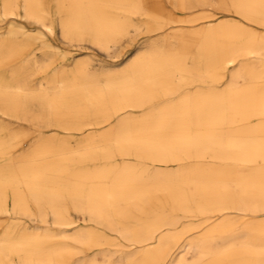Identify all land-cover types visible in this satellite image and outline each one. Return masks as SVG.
<instances>
[{
  "label": "bare ground",
  "instance_id": "obj_1",
  "mask_svg": "<svg viewBox=\"0 0 264 264\" xmlns=\"http://www.w3.org/2000/svg\"><path fill=\"white\" fill-rule=\"evenodd\" d=\"M105 2L106 0H80L75 7L74 4H68L70 6L62 10L63 16L58 18L62 36L72 40H81L85 36L108 54L109 48L116 47V36L125 34L129 24L114 17L106 9ZM43 4V0H27L24 3L26 11L23 17L31 24L49 28L45 24L46 12L42 9ZM192 4H207V0H193ZM225 4L229 10L243 17V20L256 23L257 27H247L240 21L232 20L216 24L208 21L206 26L180 33L174 48H156L138 54L132 52L134 54L126 57L128 59L125 58V65L121 68L104 70L99 75L103 80L101 87H93L91 91H87L82 85L83 81L77 82L76 79L79 81L84 77L83 70L77 69V75L69 85L72 87L70 92L78 91L81 94L79 98L66 99V92L61 90L62 86H52V90L48 92L30 93L29 96L37 104L38 110L31 115L24 112L21 105L26 97L22 90L28 87L25 78L0 70V113L10 116H37L44 119L45 123L52 124L58 123L55 119L63 121L67 118L73 119L71 122H78L88 117L106 118L126 107L140 108V112L129 117V123L124 127L126 129H122L116 138H112L113 143L97 144L94 148L133 150L135 144L141 143L145 146L139 147V150H142L146 158L159 161L188 158L194 162L189 170L166 175L163 184H148L144 192L147 197L160 196L178 210L196 212L201 210L200 207L189 206V200L193 194L198 193L217 212L223 210L220 208L223 203H229V208L263 212L264 87L261 90L245 89L240 81L264 79V73L242 66L247 59L252 58L264 68V0H225ZM12 7L11 0H3L0 17L16 15L17 12ZM19 28L20 34L28 37L23 26ZM258 28H262L259 33ZM35 32L34 39L42 36L39 27L35 28ZM15 33L17 32L12 29L8 31L9 35ZM162 44L169 45L166 42L158 45ZM9 45V41L0 40V54L7 53ZM49 45L47 44L48 47ZM256 46H260L259 54H256ZM41 64H38L40 69H44V63ZM236 65L240 70L231 75L232 81L223 90L210 89L206 94L197 95L190 88H186L203 78L217 79L219 76L216 72L221 67ZM62 73L61 67L55 66L53 72L47 76L49 84L61 82ZM174 86L185 90L184 96L177 100L170 98L171 94L178 91ZM105 90L110 91L109 95L104 94ZM158 99L167 102L162 109L156 108L154 104ZM109 129L106 128L105 132ZM106 140L101 137L96 143ZM51 149L45 147L33 158L44 159L51 156ZM43 162L41 165L45 166L42 168L35 161L28 162L29 167L26 166L27 163H22L20 171L15 173L19 182L27 178L37 191L40 187L38 178L50 179L53 175L56 177L55 186L48 190L42 198L43 201L38 196L33 197L31 205L34 212L44 215L46 210H50L61 220L64 199L79 198L77 206L83 212L91 214L94 222L105 223L104 228L112 229L117 215L126 212L122 209L126 205L136 204L138 197L133 193V184L138 176L135 177L129 171L116 174L109 180V170L96 168L94 172H79L70 181L66 178L64 168L69 162L67 156L60 154L55 160ZM9 178L0 177V213L8 211L4 192L10 188L9 181L13 176ZM86 179L93 180L87 183L84 182ZM119 187L122 190H118ZM18 198L13 213H26L27 209L31 210L24 195H19ZM162 207L163 205L160 206ZM161 224L160 219L147 221L145 237L135 234L133 227L129 235L126 231L120 234L121 238L129 237L133 245L143 243L140 260L136 264H158L167 257L165 245L168 233H161L153 243L149 241L153 231ZM233 224L224 215L218 220H212L201 239L221 238L233 228ZM244 226L249 232L247 238H229L215 250L200 247L195 260L191 262L185 261L181 253L177 254L173 264H264V222H248ZM5 235L6 239L0 240L4 245L2 247L11 246L13 249L10 251L23 253L20 264H51L62 260L65 251L63 249L40 254L43 246L41 235L25 236L27 240L24 245L29 250L22 248L21 237L14 239L8 231ZM71 239L81 242L77 235H72ZM98 253L101 256L100 261L90 260L81 264H107L103 252ZM5 262L7 263L0 257V263ZM125 264H129L128 260Z\"/></svg>",
  "mask_w": 264,
  "mask_h": 264
},
{
  "label": "rangeland",
  "instance_id": "obj_2",
  "mask_svg": "<svg viewBox=\"0 0 264 264\" xmlns=\"http://www.w3.org/2000/svg\"><path fill=\"white\" fill-rule=\"evenodd\" d=\"M2 1L0 0V10ZM26 1L11 0L12 9L17 14L0 17V40L10 42L7 53L0 54V70L25 78L28 87L22 90V93H26V97L21 105L24 112L30 115L38 111L37 104L29 96L30 93L48 92L52 90V86H62L61 90L66 92V99L79 98L81 94L78 91L70 92L72 87L69 85L77 75L75 73L77 69H82L84 72L82 80L76 79L77 82L83 81L82 85L87 91H91L93 87L97 89L101 87L103 80L99 75L104 70L121 68L128 59L126 57L134 53H146L156 48H174L177 46L180 33L191 32L206 26L208 21L216 24L220 21L232 20L240 21L247 27H257L256 23H249L231 9L229 10L225 0H207V4L203 5H193V0H106V9L114 17L121 18L129 24L128 31L123 35H117L114 39L116 47L109 48V53L106 54L103 48L92 44L91 39L85 36L81 40H72L61 34L58 18L63 16L62 10L67 9L71 4H74V7L77 6L80 0H43L42 9L46 12L45 24H48L49 28L31 24L24 19ZM56 8L60 13L55 12ZM47 11H50L49 14ZM161 21L166 23L163 24ZM162 24L163 27H161ZM20 26H23L25 35L28 37L20 34ZM36 27L42 31V36L38 39H34ZM262 28H258L257 33L261 32ZM10 29L17 33L9 35ZM161 42L169 45H158ZM47 44L51 46L48 47ZM255 51L259 54L260 46H256ZM41 62L44 63V69H40ZM55 66L61 67L63 80L50 85L47 76L53 72ZM242 66L264 73V68L252 58L247 59ZM239 68L237 65L221 67L216 72L219 78L213 80L203 78L186 88H190L197 95L206 94L210 89L223 90L225 85L232 81L231 75L237 73ZM240 83L245 89L261 90L264 87V79L257 81L248 79ZM174 88H178L177 94H171L170 98L177 100L184 96L183 88L179 89L178 86ZM109 92L105 90L104 94L109 95ZM154 104L156 108L162 109L167 102L158 99ZM141 110L126 107L106 118L88 117L78 122H71L73 119L67 118L63 121L55 119L58 123L52 124L45 123L44 119L37 116L20 114L10 116L0 113V177L13 176L9 181L10 188L4 192L5 207L8 211L0 213V240L6 239L7 231L11 232L10 237L14 239L21 237L22 248L29 250L30 248L24 245L27 240L25 236L27 234L41 235L43 238L41 255H45L49 250H65L62 260L51 262V264H81L90 260L98 262L101 259L98 253L100 251L107 258V264H125L127 260L129 264H136L140 260V248L143 243L133 245L129 237L121 238L120 234L126 231L129 235L133 227L135 234L145 237L147 221L160 219L162 224L153 231L149 241L153 243L161 233H168L165 245L167 257L158 264H173L177 254L181 253L185 261L191 262L195 260L200 247L215 250L229 238L230 240H239L242 237L245 239L249 232L244 223L264 222V210L258 213L249 212L229 208V203H223L220 207L223 210L217 212L215 207H211L207 200L203 201L198 193L193 194L189 200V206L200 207L201 210L196 212L178 210L172 203L167 202L166 198H160V196L150 198L144 194L148 184H163L166 175L191 169L194 163L191 159L172 161L149 159L142 150H139V147L145 146L141 143L135 144L133 150L115 147L94 148L100 144L113 143L112 138H116L122 129H126L124 127L129 123V117ZM108 127L109 131L105 132ZM101 137L107 140L96 143ZM45 147L52 148V155L44 159L42 157L34 159L37 152ZM57 149L60 150L57 151ZM60 154L69 158L64 168L67 173L66 178L70 181L77 173L94 172L96 168L109 170V180H112L111 177L114 175L127 171L135 177L138 176V180L133 184V193L138 197L135 200L136 204L126 205L122 209L126 212L117 215L114 228H104L105 223L94 222L91 214H86L77 206L79 198L64 199L63 220L57 219L55 213L50 210H46L44 215L33 211L31 205L33 197L38 196L42 200L48 190L55 186L56 177L53 175L50 179L38 178L37 183L40 187L37 191L27 178L19 182L15 173L20 171L22 163H27L26 166L29 167L28 162L35 161L40 164L39 168H42L45 166L41 165L43 161L55 160ZM92 180L86 179L84 182L90 183ZM118 190H122V187ZM19 195H24L32 212L29 209L26 213L12 212L19 200ZM161 205H163L162 208H160ZM223 215L234 223L233 228L226 233L228 235L219 237L221 241L219 238L202 240L209 223L220 219ZM72 235H77L81 242L73 241ZM2 246L4 245L0 243V257L7 261L3 264H20L23 253L10 251L13 249L11 246L9 248Z\"/></svg>",
  "mask_w": 264,
  "mask_h": 264
}]
</instances>
